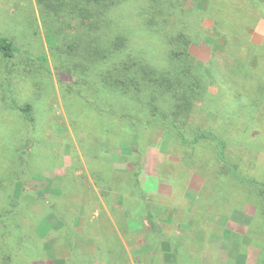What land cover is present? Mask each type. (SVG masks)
<instances>
[{
    "label": "rangeland",
    "instance_id": "374dc122",
    "mask_svg": "<svg viewBox=\"0 0 264 264\" xmlns=\"http://www.w3.org/2000/svg\"><path fill=\"white\" fill-rule=\"evenodd\" d=\"M121 4L118 62L195 87L179 120L174 91L153 117L104 65L88 87L77 21L0 0V264H264V0Z\"/></svg>",
    "mask_w": 264,
    "mask_h": 264
},
{
    "label": "trees",
    "instance_id": "16d2710c",
    "mask_svg": "<svg viewBox=\"0 0 264 264\" xmlns=\"http://www.w3.org/2000/svg\"><path fill=\"white\" fill-rule=\"evenodd\" d=\"M121 2L122 0H39L40 4L44 3L46 5L45 8L50 14L63 13L77 21L78 28L88 29V40H85V43L88 44V87L98 86V83L93 84L91 82L90 74L95 73L98 67L104 65L106 67L104 76L108 82L124 94L129 95L131 101L136 99L138 103L149 107L153 117L170 119V116L166 113L159 114L158 110L162 103L158 102L156 104L147 94L153 88L158 89V86L174 91L175 107L173 108V116L176 120H179L180 117L185 116L186 112L189 113L193 108L194 97H196L194 86L184 87L185 84L182 81L169 80L166 76L157 74L155 69L147 66V64H140L136 71L137 64H134V62H118V58L123 57L125 52H130L127 49L129 43L126 36L123 38L122 34L114 38V32L121 24L118 18ZM181 37L177 38L178 47H180ZM186 44L187 41L184 45ZM0 51L6 56L12 53V44L5 38H0ZM175 55L180 56L181 54L176 51ZM241 71L243 72V81L246 82L249 79L250 72L246 66L241 68ZM183 87V92L180 93ZM198 88H201V86ZM224 145V140L219 139L217 156L223 164L222 169L226 170L232 163L226 158Z\"/></svg>",
    "mask_w": 264,
    "mask_h": 264
},
{
    "label": "crops",
    "instance_id": "0c3cea01",
    "mask_svg": "<svg viewBox=\"0 0 264 264\" xmlns=\"http://www.w3.org/2000/svg\"><path fill=\"white\" fill-rule=\"evenodd\" d=\"M166 194L167 193H169V192H165ZM225 216H227L228 218L226 219V220H224L226 223H225V227H228L230 230H231V228H233L234 230H235V227H236V217H235V215L234 214H230V215H228V214H222V217H225Z\"/></svg>",
    "mask_w": 264,
    "mask_h": 264
}]
</instances>
